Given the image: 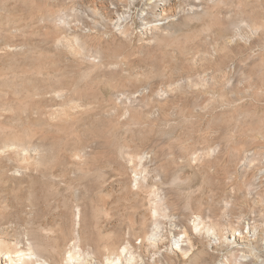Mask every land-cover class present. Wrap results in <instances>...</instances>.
Returning a JSON list of instances; mask_svg holds the SVG:
<instances>
[{
	"label": "rangeland",
	"instance_id": "rangeland-1",
	"mask_svg": "<svg viewBox=\"0 0 264 264\" xmlns=\"http://www.w3.org/2000/svg\"><path fill=\"white\" fill-rule=\"evenodd\" d=\"M262 195L264 0H0V241L30 264H254Z\"/></svg>",
	"mask_w": 264,
	"mask_h": 264
},
{
	"label": "bare ground",
	"instance_id": "bare-ground-1",
	"mask_svg": "<svg viewBox=\"0 0 264 264\" xmlns=\"http://www.w3.org/2000/svg\"><path fill=\"white\" fill-rule=\"evenodd\" d=\"M224 168H226L225 166H224ZM217 173V172H216ZM261 183H263V182H261ZM237 183H235V185H236ZM238 186H239V184H237L236 185V187H237V189H238ZM242 188V186L239 188V189H241ZM238 189V190H239ZM241 191H242V189H241ZM223 194V193H222ZM247 196V195H246ZM263 196L264 195H262L261 197L263 198ZM234 197V196H233ZM261 201V200H260ZM200 206V205H199ZM198 209V212L202 209V207L200 206V207H197ZM199 208H201V209H199ZM209 208V207H208ZM204 209V208H203ZM213 209V208H212ZM213 211V210H212ZM198 212H196L197 214H198ZM213 212H215V211H213ZM200 213V212H199ZM203 213V212H202ZM205 214H206V212H204ZM262 214V213H261ZM201 215V214H200ZM198 216V219H199V217H201V216ZM207 215V214H206ZM260 215V214H259ZM208 216V215H207ZM261 216V215H260ZM205 217V216H204ZM257 220V219H256ZM179 226L181 227V228H183V231L181 232V233H183L184 232V238H185V240L184 239H182V241H181V239H179V241L177 242V244L178 243H180V242H182L183 243V245H182V247L181 246H179L178 245V248L179 247H181V250H183L184 252H185V254L187 255L188 253H186V252H189V251H192L193 250V248H195V246L193 245L194 243L192 242V237L189 235V230H188V226H187V224H185L184 222H180V224H179ZM263 226V225H262ZM191 228V227H190ZM194 230V229H193ZM264 230V229H263ZM179 233V232H178ZM195 234V233H194ZM259 234V233H258ZM193 235V234H192ZM193 236H195V235H193ZM179 238V237H178ZM194 238V237H193ZM232 238V240H234V241H236L237 240V238L235 237V236H232L231 237ZM259 238H261V240L262 241H264V232H262L260 235H259ZM255 239H258V238H255ZM260 240V241H261ZM259 240H257V242H258ZM184 242H185V245L186 246H188V248H184L185 246H184ZM256 242V243H257ZM259 244V243H258ZM261 244V243H260ZM259 244V245H260ZM194 246V247H193ZM257 248H258V245L256 246ZM235 248V247H234ZM262 248H264V247H262ZM192 249V250H191ZM258 250H260L259 248H258ZM125 251H127V248L125 247L123 250H122V253H124ZM178 251V250H177ZM182 251V252H183ZM183 252V253H184ZM249 252V251H248ZM255 252V251H254ZM254 252H253V254H254ZM262 252V251H261ZM260 252V253H261ZM260 253H259V255H260ZM210 254V253H209ZM208 254V255H209ZM252 254V255H253ZM183 255V254H182ZM207 255V256H208ZM235 255V254H234ZM240 255H242V254H240ZM239 255V256H240ZM257 254H256V252H255V256H256ZM258 255V256H259ZM34 255H33V253H30L29 254V256H27L26 255V253L24 254L23 253V251L21 250H19V248L15 245V244H8V243H6V242H4V241H0V264H30V262H31V260L32 259H34V257H33ZM121 256V255H120ZM243 256V258H245V257H249V256H247V255H245V254H243L242 255ZM254 256V255H253ZM183 257V256H182ZM203 257V256H202ZM232 257V256H231ZM231 257H230V259H231ZM234 257V256H233ZM233 257H232V261L229 259V260H225V262H228L229 264H231L233 261L235 262V258L233 259ZM251 257V256H250ZM249 257V258H250ZM189 258V257H188ZM238 259V258H237ZM236 259V260H237ZM242 259V258H241ZM259 258L257 257V261H256V263H254V264H264V260H258ZM222 260H224V259H222ZM243 260V259H242ZM186 261V260H185ZM121 262V257H117V263L116 264H121L120 263ZM223 263L222 264H226L224 261H222Z\"/></svg>",
	"mask_w": 264,
	"mask_h": 264
}]
</instances>
